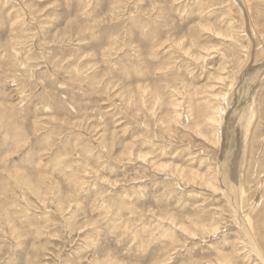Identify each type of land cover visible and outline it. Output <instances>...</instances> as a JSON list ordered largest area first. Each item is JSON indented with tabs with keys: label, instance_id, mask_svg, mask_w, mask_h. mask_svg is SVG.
I'll list each match as a JSON object with an SVG mask.
<instances>
[{
	"label": "rangeland",
	"instance_id": "374dc122",
	"mask_svg": "<svg viewBox=\"0 0 264 264\" xmlns=\"http://www.w3.org/2000/svg\"><path fill=\"white\" fill-rule=\"evenodd\" d=\"M0 264H264V0H0Z\"/></svg>",
	"mask_w": 264,
	"mask_h": 264
},
{
	"label": "bare ground",
	"instance_id": "6f19581e",
	"mask_svg": "<svg viewBox=\"0 0 264 264\" xmlns=\"http://www.w3.org/2000/svg\"><path fill=\"white\" fill-rule=\"evenodd\" d=\"M148 93V92H147ZM150 93V92H149ZM143 158V157H142ZM168 165V164H167ZM248 220H249V218H248ZM244 221V220H243ZM247 221V220H246Z\"/></svg>",
	"mask_w": 264,
	"mask_h": 264
}]
</instances>
